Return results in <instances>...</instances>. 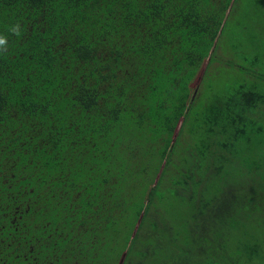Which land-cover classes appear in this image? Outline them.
<instances>
[{"label":"trees","instance_id":"trees-1","mask_svg":"<svg viewBox=\"0 0 264 264\" xmlns=\"http://www.w3.org/2000/svg\"><path fill=\"white\" fill-rule=\"evenodd\" d=\"M235 1L0 0V264H218L205 252L218 219L242 229L227 258L253 263L264 235L244 231L264 225V78L245 80L256 64L236 45L240 96L202 107L187 92L234 8L264 39V0L253 16Z\"/></svg>","mask_w":264,"mask_h":264},{"label":"rangeland","instance_id":"rangeland-1","mask_svg":"<svg viewBox=\"0 0 264 264\" xmlns=\"http://www.w3.org/2000/svg\"><path fill=\"white\" fill-rule=\"evenodd\" d=\"M235 2H237V5H241L244 2V0H236ZM262 2L263 0H250V3L253 7H249L248 13H250V15L253 16L254 15L253 13H256V10L259 8L260 5H262ZM235 9L237 8H234L231 11V13H229L227 16L228 20H226V22L227 24L229 23L231 25L229 24L227 25L226 27L227 30L225 29L223 31L224 34L216 42L217 50L215 53L216 54L215 59L213 60L211 64L209 63V59H206L202 63V67L199 69L198 73L196 74V77L193 78L192 81L190 80V82L187 84V92L190 93V101L196 99L198 106L205 107L206 104H208L213 99L212 103H213V106L215 107V102H213L215 96L223 95V97L226 99H231L235 95H237L236 97L240 96L238 93L239 87L237 88L236 81L240 80L241 78H240V74L236 70L237 67L235 66V64L237 63L241 64L242 59L236 53L237 49L232 50L236 45L238 46L237 51H241V53L243 52V50H245V52L246 51L250 52L248 56L251 57L252 61H254V63L256 64L253 66V68L248 70L249 72H255V74L253 73L248 74V71H247V73L244 76L245 80L252 84V83H259V78H257V75H261V77L264 78V39L259 40V42L256 44H254L255 41L253 39L258 36V31H260L261 29L260 23L259 25H257L255 22H253L254 20L252 21L250 20L251 18H247V17L244 20H242L245 17V15L244 14L243 16L241 15L240 9L239 10H235ZM228 12L229 10H227V13ZM239 21L241 23H238ZM235 24H238L239 27H245V28L248 27L250 31L244 34L243 36L235 32L236 39L232 38L229 36L230 35L229 26H235ZM263 82H264V79H263ZM259 91H260V88L258 89V92ZM219 100H221V98ZM255 114H257L254 116L255 118L256 116H259V117L261 116L264 119V103L261 104V106L258 109V112H256ZM232 116L236 117L235 114L234 115L232 114ZM224 125H225V122H222L216 130V132H219L218 133L219 138H221L220 132L222 130L224 131ZM138 134H139V131H138ZM139 137H144V136L139 134ZM137 140L140 142L139 139ZM133 144L134 146L138 148H139L138 145H140L142 148L145 146L143 142L138 143V144L137 143H133ZM179 158L180 157H178L177 155H174L172 161L177 163L179 162ZM132 160H134V157ZM178 172L180 174L182 173L179 171L176 164L171 162V165L169 166V169H168L169 178L177 179L180 176ZM258 172L262 173V175H260L261 177L260 189H262V191L264 192V165L262 166L260 170H258ZM154 175L155 173H153V176ZM151 177L146 178V179L150 181L152 180ZM155 178H156L155 183H159L160 182L158 180L159 174H157ZM185 178L186 176H184V179ZM202 179H203L202 183H200L199 186L201 187L200 190L202 189V191H204L209 186H206L208 181L205 179V176ZM167 181H170V180H166L164 183H161V185L164 186L165 184L166 186H170V184ZM251 184L252 183L246 184L244 190L239 193L240 195L238 196L236 200V206L240 204V202L245 197V193L248 190H250L251 192L252 189L250 188L253 187V185ZM178 188H181V186H179ZM185 190L187 193L191 192L190 187L185 188ZM200 190L193 196L194 200L196 197L201 196ZM255 202L256 204H259V209L261 211L262 217L264 218V198L262 199L255 198ZM169 220H170V217H169ZM247 225L251 227L247 228L248 229L247 231L249 232V234H247L244 231V233L246 234V238L254 240L256 238L259 239L264 235V225L262 224L258 225V223L254 221L253 222L249 221ZM252 226H255L259 229L252 228ZM225 227L226 226L221 224L219 219L215 222V224H212V223L210 224V226L207 228L205 252L211 255V257L215 258L213 259V262H217L218 264H233L231 260L227 258V256L225 255V251L223 250V245L225 244L227 247L235 246L238 240L241 239L239 238V236L240 234L242 235V229L241 228H239L238 230L225 229ZM224 231L226 232L225 238L227 240L226 241L227 244L225 243L224 240H222ZM259 250H260V253L258 257L254 258L253 263L251 264H254V263L258 264L260 262H264V236L262 237L261 248ZM203 257L204 256L199 257L200 258L199 260L200 262H198L199 264H203ZM122 259H124V254L120 261H122ZM243 260H246V259H243ZM167 263L174 264L173 262H171V259H169Z\"/></svg>","mask_w":264,"mask_h":264},{"label":"clouds","instance_id":"clouds-1","mask_svg":"<svg viewBox=\"0 0 264 264\" xmlns=\"http://www.w3.org/2000/svg\"><path fill=\"white\" fill-rule=\"evenodd\" d=\"M13 34L19 36L21 34V26L19 24H14L9 29ZM7 50V38L3 35H0V52Z\"/></svg>","mask_w":264,"mask_h":264}]
</instances>
